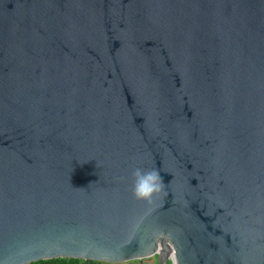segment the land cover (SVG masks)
Wrapping results in <instances>:
<instances>
[{"label": "water", "instance_id": "water-1", "mask_svg": "<svg viewBox=\"0 0 264 264\" xmlns=\"http://www.w3.org/2000/svg\"><path fill=\"white\" fill-rule=\"evenodd\" d=\"M154 255L264 264V0H0V264Z\"/></svg>", "mask_w": 264, "mask_h": 264}, {"label": "clouds", "instance_id": "clouds-1", "mask_svg": "<svg viewBox=\"0 0 264 264\" xmlns=\"http://www.w3.org/2000/svg\"><path fill=\"white\" fill-rule=\"evenodd\" d=\"M134 178L133 194L136 198L152 203L155 195L163 191L164 185L158 170H144L136 167L132 171Z\"/></svg>", "mask_w": 264, "mask_h": 264}, {"label": "trees", "instance_id": "trees-1", "mask_svg": "<svg viewBox=\"0 0 264 264\" xmlns=\"http://www.w3.org/2000/svg\"><path fill=\"white\" fill-rule=\"evenodd\" d=\"M28 264H89L86 260L80 258H69V257H56L50 259H42ZM91 264H107V262L102 261H91ZM168 264H171L168 261Z\"/></svg>", "mask_w": 264, "mask_h": 264}, {"label": "rangeland", "instance_id": "rangeland-1", "mask_svg": "<svg viewBox=\"0 0 264 264\" xmlns=\"http://www.w3.org/2000/svg\"><path fill=\"white\" fill-rule=\"evenodd\" d=\"M107 264H158L156 256H150L143 259H133L129 261L117 262V263H107Z\"/></svg>", "mask_w": 264, "mask_h": 264}]
</instances>
